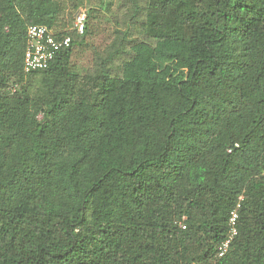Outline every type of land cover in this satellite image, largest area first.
<instances>
[{
	"label": "trees",
	"instance_id": "obj_1",
	"mask_svg": "<svg viewBox=\"0 0 264 264\" xmlns=\"http://www.w3.org/2000/svg\"><path fill=\"white\" fill-rule=\"evenodd\" d=\"M0 264H264V0H0Z\"/></svg>",
	"mask_w": 264,
	"mask_h": 264
},
{
	"label": "built area",
	"instance_id": "obj_2",
	"mask_svg": "<svg viewBox=\"0 0 264 264\" xmlns=\"http://www.w3.org/2000/svg\"><path fill=\"white\" fill-rule=\"evenodd\" d=\"M86 11L79 10L74 17L73 29L82 34L85 28ZM26 48L23 57V71L30 72L45 69L54 60L56 53L70 45V37L56 38L50 29L43 24H31L26 31ZM238 207L231 210L228 217V232L226 238L218 246V255L222 256L238 232Z\"/></svg>",
	"mask_w": 264,
	"mask_h": 264
},
{
	"label": "rangeland",
	"instance_id": "obj_3",
	"mask_svg": "<svg viewBox=\"0 0 264 264\" xmlns=\"http://www.w3.org/2000/svg\"><path fill=\"white\" fill-rule=\"evenodd\" d=\"M124 9V8H123ZM94 18H91V22L95 24V29L91 33V35L86 36V41L83 46L80 47L79 51L75 52L72 54L71 59L72 61L78 66L79 68L82 69L81 66H90L92 64V54L91 50L94 48L97 49V52L99 54H102V47L104 46L105 43L108 42V36H110L109 31L113 27H125L123 25L122 27V22H123V16L122 12L119 11L117 12L113 17L107 16L103 14V11H98L94 10ZM73 21L74 17L72 20V28H73ZM133 35H136L135 31H132ZM95 60L93 63L98 61V58H94Z\"/></svg>",
	"mask_w": 264,
	"mask_h": 264
}]
</instances>
